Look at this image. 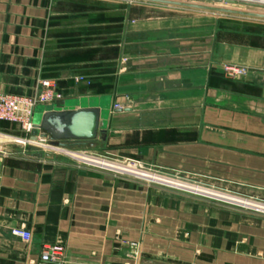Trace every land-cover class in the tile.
Wrapping results in <instances>:
<instances>
[{"label": "crops", "instance_id": "obj_1", "mask_svg": "<svg viewBox=\"0 0 264 264\" xmlns=\"http://www.w3.org/2000/svg\"><path fill=\"white\" fill-rule=\"evenodd\" d=\"M53 2L0 0V92L32 95L51 80L63 94L53 104L109 95L124 109L112 107L106 139L62 147L118 153L263 208L79 166L62 153H6L0 264H49L40 261L44 244L63 245L65 264H264V28L216 43L210 29L197 33L199 24L178 17L137 19L131 9L121 26H105L97 9L83 7L55 26ZM101 29L122 37L106 77ZM83 48L91 57H76ZM223 63L248 73L227 79ZM0 134L25 136L8 122Z\"/></svg>", "mask_w": 264, "mask_h": 264}, {"label": "rangeland", "instance_id": "obj_2", "mask_svg": "<svg viewBox=\"0 0 264 264\" xmlns=\"http://www.w3.org/2000/svg\"><path fill=\"white\" fill-rule=\"evenodd\" d=\"M55 1L57 2L55 3L53 2L54 5L52 12V19L55 26H58L60 22H63V19H60V17H62L61 14H63L64 11H68V15H69L72 14V12H74L75 7H79V8L83 7L84 9L86 8H93L95 10L97 9L99 12L98 15L99 23L105 26H107L106 25L107 23H113V24L116 23V25L120 23V25L119 24L118 25L121 26L125 13L129 12V10L131 9H132L133 17L137 19L139 18L142 19L146 17H150V18L172 17V16L178 17L182 22L183 21L190 22L196 25L199 24V26L198 25L195 26V30L197 31V33L202 32V30H200L203 28L202 26H205L206 32L207 29H210L212 38L216 41V43H218L219 39L224 37L226 34L228 38L232 37L235 40L236 34L239 33V35L242 36L240 37V39L244 40L245 37L243 36V33H245L246 31L243 30L255 29V31L253 32L258 33L257 29L264 28L263 19H257V18H251L245 16H236L225 13L209 12V11L198 10L193 8L170 6V5L150 3V2L131 1V0H55ZM175 1L190 2L194 4L215 6L219 8L264 13V7L260 6L257 2L248 3V2H240L239 0H237L235 1L236 2L235 4H230L224 1L214 2L211 0H175ZM253 4H257V5H253ZM251 34L252 33H248L246 39L253 40ZM121 39L122 37L109 38L106 35L104 36L103 31L101 29L100 42L97 48L100 57L98 67L100 71L105 74V77L107 76L108 70L111 69L113 66H115V63H113L114 61L111 60L117 58L119 48L117 46L115 47L114 44L118 43V41ZM82 46H86V45L83 44ZM86 49L85 48L82 49L83 51L82 54H79V49H78L76 52L77 53L76 57L77 58H87V56L91 57V52L89 50L87 51ZM108 59H110L111 62H109ZM77 63H79V66L82 64V62H79V60ZM223 64L234 65L236 63H223ZM243 77L244 76L240 78ZM227 79H231V78H227ZM0 135L4 136V138L0 137L1 150L7 154H21L24 156L35 157L38 154L43 156L44 154L52 152L40 143L29 142L27 137L28 135H26V133L24 137H17V138H9V137L7 138L6 135L4 134H0ZM80 150L89 151L93 153L95 156L108 158L112 160L124 161L125 159L129 158V157L121 156L118 153L116 154V153L107 152L106 150L92 151L91 149L88 148H83ZM147 167L153 168L150 166ZM159 171L163 172L165 175L169 177H179L180 179L183 180L193 181L187 175H182L177 172H167L162 170ZM149 184L160 185L158 183H149Z\"/></svg>", "mask_w": 264, "mask_h": 264}, {"label": "built area", "instance_id": "obj_3", "mask_svg": "<svg viewBox=\"0 0 264 264\" xmlns=\"http://www.w3.org/2000/svg\"><path fill=\"white\" fill-rule=\"evenodd\" d=\"M248 72V68L244 65H230L223 64L221 67V73L231 79L240 78L245 76ZM84 77L79 76L75 78L77 82H80ZM63 94L57 89L56 84L51 80H42L39 82L37 90L32 95H17L0 92V122H8L18 126L23 132L29 135L33 129V112L37 105H48L61 101ZM113 109H124V105L121 103H114ZM36 143V142H34ZM54 153H62L74 160L79 166H87L96 168L99 170H107L114 173L117 176L133 178L142 180L147 183H158L163 186H168L184 191L219 197L242 206L258 209L259 202L252 199L243 197H231L219 192H213L204 186H201L193 181H187L180 179L179 177H169L163 172L147 167L143 162L127 158L124 161L112 160L108 158L95 156L89 151L72 150L62 146H53L47 142L43 144ZM6 153L1 150L0 146V158L5 156ZM216 195V196H215ZM221 196V197H220ZM263 207L259 208L262 209ZM12 234L22 238L25 242L30 240L31 234L24 228H15L12 230ZM136 254V253H135ZM40 261L42 263L49 264H65V247L61 244H44L41 249Z\"/></svg>", "mask_w": 264, "mask_h": 264}, {"label": "water", "instance_id": "obj_4", "mask_svg": "<svg viewBox=\"0 0 264 264\" xmlns=\"http://www.w3.org/2000/svg\"><path fill=\"white\" fill-rule=\"evenodd\" d=\"M142 1L170 6L193 8L216 13L232 14L264 20V13L234 10L181 2L175 0H131ZM224 1L235 4L237 0H211ZM257 5V4H253ZM260 5V4H259ZM260 6L264 7V4ZM119 109L116 111H121ZM111 107V96H83L72 100H66L60 105H37L33 112V129L30 132L31 142L53 146H66L68 143L85 145L90 148L97 146V139H106V131ZM1 167V160H0Z\"/></svg>", "mask_w": 264, "mask_h": 264}, {"label": "bare ground", "instance_id": "obj_5", "mask_svg": "<svg viewBox=\"0 0 264 264\" xmlns=\"http://www.w3.org/2000/svg\"><path fill=\"white\" fill-rule=\"evenodd\" d=\"M239 1H240V2H248V3H249V2H251V3H252V2H253V3H254V2H257V3L260 4V5H261V4H264V0H239ZM38 143H39V142H38ZM40 144H41V143H40ZM42 145H43V144H42Z\"/></svg>", "mask_w": 264, "mask_h": 264}]
</instances>
